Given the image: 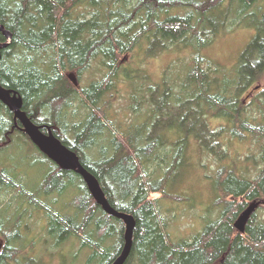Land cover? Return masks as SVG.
Here are the masks:
<instances>
[{
  "label": "trees",
  "instance_id": "obj_1",
  "mask_svg": "<svg viewBox=\"0 0 264 264\" xmlns=\"http://www.w3.org/2000/svg\"><path fill=\"white\" fill-rule=\"evenodd\" d=\"M248 21L255 32L231 72L205 60L200 51L220 31ZM0 25L10 34L0 49V85L16 92L33 124L75 153L113 209L133 217L123 264H264V88L241 98L264 74V0H0ZM183 46L192 50L188 63L172 78L166 71L164 87L125 77L132 115L116 122L111 105L122 61ZM93 61L100 78L75 86L68 72L80 83ZM20 127L0 102V264H41L39 243L71 240L87 252L83 264H112L124 244L122 220L106 214L82 178L60 169ZM20 139L46 166L33 191L23 171L4 160ZM235 140L253 147L231 151ZM193 164L214 188L210 210L217 214L174 242L158 201L182 200L166 188ZM252 201L260 205L240 233L233 222ZM33 213L42 222L36 238Z\"/></svg>",
  "mask_w": 264,
  "mask_h": 264
},
{
  "label": "rangeland",
  "instance_id": "obj_2",
  "mask_svg": "<svg viewBox=\"0 0 264 264\" xmlns=\"http://www.w3.org/2000/svg\"><path fill=\"white\" fill-rule=\"evenodd\" d=\"M252 26H250V21H248L247 23L242 22L230 29L220 31L213 41L205 46L200 53L212 66L215 65L227 72H231L240 54L254 35L255 29ZM144 52L143 50V54L137 53L133 57H128V59L122 61V65L126 69L121 68L119 71V79L116 83L117 92L113 94V103L111 105V109L116 111L114 114L115 121H121L122 125L129 121L132 115L126 110L129 84L124 80L125 77L128 76L132 82H140L145 87L148 85L164 87L162 81L166 71L168 72L167 75L171 74V78L176 73H181L184 65L188 63L192 50L189 46H183L178 49L173 48L167 52L158 53L149 59L144 57ZM136 59L139 60L136 62ZM101 70L99 63L93 61L88 70L84 72L81 81H79L80 83L77 84L82 86L88 84L92 79H99ZM70 73L74 76L76 75L75 72L69 71L68 74ZM261 88H264V74L242 93L241 98L248 101V98H252L257 90ZM80 110L77 109L76 112H80ZM78 118L80 117H76V119ZM217 124L218 122L214 120L213 125ZM20 140L21 143L16 141L5 152L4 160L15 163L16 169L23 171L22 176L25 188L33 191L42 180L46 166L41 164L39 156L35 158L37 161H34L33 157L37 155L36 150L29 142L24 139ZM192 147H195L194 143H192ZM248 147H253V144L249 142L240 143L236 142V140L229 146L231 151L236 150L241 153ZM252 150L255 151L253 148ZM31 155H33L32 158L30 157ZM26 157L29 159H26ZM204 164L208 166V173H210L209 171L214 167L212 157H206ZM198 168L194 164L192 167H186L177 177L176 184L166 188V192L171 195H178L182 200L159 199L158 201L161 216L165 221V232L174 242L190 239L200 231L202 225L209 217L214 218L217 214L214 209L210 210L216 198L214 188L209 181L203 178V174ZM151 198H159V195L152 194ZM259 214L262 216L263 213L260 212ZM29 222L30 233L35 234V238L42 236L43 232L40 228L42 222L35 213H33V217L29 219ZM46 244L48 243L41 242L34 250L36 255L41 257V264H83L87 254L84 249H80L76 241L72 240L65 242L60 247Z\"/></svg>",
  "mask_w": 264,
  "mask_h": 264
},
{
  "label": "water",
  "instance_id": "obj_3",
  "mask_svg": "<svg viewBox=\"0 0 264 264\" xmlns=\"http://www.w3.org/2000/svg\"><path fill=\"white\" fill-rule=\"evenodd\" d=\"M0 32H2L6 38V42L0 44L1 49L8 45L10 34L5 31L1 25ZM68 78L75 86L77 85L76 78L72 73L68 74ZM0 102L13 114L14 119L19 122L21 130L43 155L59 166L60 169L73 171L78 174L82 178L91 197L102 210L106 214L122 220L124 225V244L119 256L112 264H123L128 258L131 250L132 232L135 225L133 217L130 214L113 209L107 202L96 178L80 164L75 153L66 148L49 130L47 133H43L38 126L30 121L25 112L21 109L22 100L16 92L0 85ZM259 205V201H252L238 215L233 222V227L238 232L242 233L244 231L245 225L251 214ZM1 245L2 242L0 241V249Z\"/></svg>",
  "mask_w": 264,
  "mask_h": 264
},
{
  "label": "bare ground",
  "instance_id": "obj_4",
  "mask_svg": "<svg viewBox=\"0 0 264 264\" xmlns=\"http://www.w3.org/2000/svg\"><path fill=\"white\" fill-rule=\"evenodd\" d=\"M108 195V194H107Z\"/></svg>",
  "mask_w": 264,
  "mask_h": 264
}]
</instances>
